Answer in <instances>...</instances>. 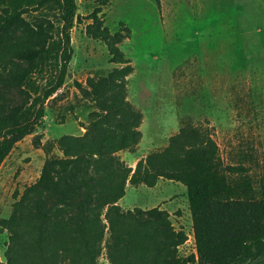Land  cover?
<instances>
[{"label": "rangeland", "instance_id": "rangeland-1", "mask_svg": "<svg viewBox=\"0 0 264 264\" xmlns=\"http://www.w3.org/2000/svg\"><path fill=\"white\" fill-rule=\"evenodd\" d=\"M4 1L0 5V62L7 61L2 63L6 69L18 70V66L24 71L21 87L29 99L21 113L30 114L37 108L33 99L56 72L60 9L49 0ZM154 1L163 33L156 26L144 32L130 30L129 35L120 15L129 20L139 15L150 18V8L142 0H76L73 59L84 62L85 68L77 70L72 59L69 78L44 104L43 126L16 142L0 165V264L8 241L5 222L13 204L38 181L45 162L43 147L51 144L56 149L61 137L84 135L90 122L88 115L96 98L94 94L81 96L74 83L86 89L91 67H124L110 63L107 45L88 38L87 26L94 31L105 27L111 35L117 34L121 40L117 49L133 68L125 80V99L141 116L140 138L132 150L115 154L119 162L134 171L140 159L162 151L171 137L189 126L214 142L221 175L237 189L221 202L220 210L206 217V224L231 235L228 226L240 225L239 211L264 200V0ZM41 45L43 51H39ZM7 46H18L20 52L2 53ZM112 60L118 61L117 57ZM144 61L150 62L145 65ZM8 93L0 90L3 113L9 110ZM60 125L69 134L49 137L60 135L56 132ZM35 136L40 138L38 148L32 144ZM116 206L143 217L149 211L163 213L180 234L181 264L198 263L196 221L182 184L165 179L153 187L127 183ZM98 262L109 264L104 248Z\"/></svg>", "mask_w": 264, "mask_h": 264}, {"label": "trees", "instance_id": "trees-1", "mask_svg": "<svg viewBox=\"0 0 264 264\" xmlns=\"http://www.w3.org/2000/svg\"><path fill=\"white\" fill-rule=\"evenodd\" d=\"M49 1L61 14L58 62L53 79L32 101L35 111L21 113L29 99L21 87L24 71L18 66V70L6 69L2 63L7 61L0 62V90H8L10 96L9 110L0 109V165L16 142L43 126L45 102L70 75L76 0ZM4 2L0 0V5ZM99 28L87 26L86 36L103 41L110 63L124 67L96 70L86 79V89L74 83L81 96L96 98L90 122L84 135L63 136L56 149L51 144L43 147L45 162L38 181L13 204L5 222L8 241L2 264H99L103 248L109 264H181L180 234L173 231L167 216L154 211L147 217L132 215L116 206L127 183L153 187L159 179L178 182L187 190L196 221L197 264H264V200L239 211L240 225L228 226L231 235L205 223L237 191L221 175L217 147L205 132L182 127L166 148L140 159L134 171L115 157L139 141L141 116L125 99V80L133 68L117 49L120 37ZM127 32L131 34L128 27ZM43 50L41 45L39 51ZM1 52L20 51L18 46H7ZM116 57L118 61L112 60ZM95 77L101 78L94 81ZM32 144L40 147V138L33 137Z\"/></svg>", "mask_w": 264, "mask_h": 264}, {"label": "crops", "instance_id": "crops-1", "mask_svg": "<svg viewBox=\"0 0 264 264\" xmlns=\"http://www.w3.org/2000/svg\"><path fill=\"white\" fill-rule=\"evenodd\" d=\"M142 2L144 4H146L149 8H150V18H146V17H136L135 20H129L126 18V16H121L120 15V20L131 30V31H135V30H140L141 32L147 31L149 28L152 27H156L158 26L160 31L163 33L162 31V27L160 24V19H159V13H158V8L157 5L155 3L154 0H142ZM129 12V11H128ZM128 14V13H127ZM77 54V51L75 52ZM74 61L75 63V67L77 68V70H81V68H85V64L84 62H78L75 59H73V63ZM150 61H144L142 62L143 64H148ZM77 64V66H76ZM88 68V67H87ZM96 68V67H95ZM91 67V74L90 77L94 76V72L96 71V69ZM108 68V67H107ZM76 70V69H75ZM89 70V69H88ZM68 121V120H66ZM64 125H60L56 132L60 135L56 136L55 134L49 135V137L51 138H59L61 136H63L64 134H69V132H65L67 129L61 130L60 128H62ZM72 129V128H71ZM74 132H76V130L73 128ZM83 130V129H82ZM75 136H81V132H77L75 134Z\"/></svg>", "mask_w": 264, "mask_h": 264}]
</instances>
